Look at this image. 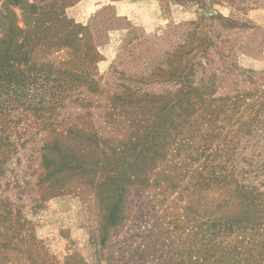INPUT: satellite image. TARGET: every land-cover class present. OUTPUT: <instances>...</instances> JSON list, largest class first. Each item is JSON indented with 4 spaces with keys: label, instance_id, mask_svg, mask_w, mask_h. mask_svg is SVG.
<instances>
[{
    "label": "rangeland",
    "instance_id": "1",
    "mask_svg": "<svg viewBox=\"0 0 264 264\" xmlns=\"http://www.w3.org/2000/svg\"><path fill=\"white\" fill-rule=\"evenodd\" d=\"M2 40L0 264H264V0H0Z\"/></svg>",
    "mask_w": 264,
    "mask_h": 264
},
{
    "label": "trees",
    "instance_id": "2",
    "mask_svg": "<svg viewBox=\"0 0 264 264\" xmlns=\"http://www.w3.org/2000/svg\"><path fill=\"white\" fill-rule=\"evenodd\" d=\"M76 33H72V35L76 36ZM12 34H13V32H12ZM206 38H207V41H208L207 45H213V42L211 41V39L207 35H206ZM5 43H6V40L0 41V45H5ZM23 43H25V40H24ZM204 43H206V39H204ZM23 45L24 44L18 45V43H16L14 45V47H13V50H11V51L8 50L6 52L0 51V80L6 81L9 84V86L13 83L14 80H16L18 78V75L16 74L15 70H10V68L11 69H15L14 65L16 63H21L23 60H25L26 59V54H28L26 49L23 47ZM197 48H200V47H195L194 50H196ZM207 48H209V47H207ZM8 61L13 62L14 65H9ZM32 66L35 69H37V71H39V72L37 73L38 74L37 78L31 79V80H33L35 82L38 81V78L40 77L39 76L40 72L41 71L43 72L45 70H46L45 79H50L51 75L49 73L52 72V70H53L52 67H46L44 65L37 66L35 64H33ZM19 72H22V71H19ZM55 73H59V72L55 71ZM64 74H66V73H64ZM53 80L55 82L58 81V79H56V78H54ZM183 80H184V85L182 87V90H184L185 93H186L192 87H188L190 82H189L187 77H184ZM26 81L29 82L30 79L29 78H27V79L25 78V82ZM14 83H17V82L14 81ZM92 84L97 85V83L94 80L92 81ZM24 86L25 87H29L26 84H24ZM53 87L54 86H52V89H53ZM57 87H58V89H57ZM61 87H62L61 85H57L54 88L57 89V91H58L59 89H61ZM188 93L185 96H187ZM55 145H56V142L54 144H52L51 146H53V148H54ZM49 146L50 145L48 143V145L46 147L49 148ZM139 147H140V152H138V148ZM133 148H134V155L132 157H134V162L130 163L131 165L129 166V168H132L137 163V161L141 158V156H147L148 153L152 152L151 148H153V143H152V141L146 139L140 144L139 143L134 144ZM59 166H60L59 168H61V169L71 168V165H62V163H60ZM117 191H118V189H116V192ZM118 213H119V204L116 203L112 207L110 215H109V222L111 223V225H115L117 223V221L119 219L118 218V216H119ZM236 217L237 216H234V218H236ZM227 224H230V223L229 222H224L223 225H227ZM214 225H215V223H214Z\"/></svg>",
    "mask_w": 264,
    "mask_h": 264
}]
</instances>
